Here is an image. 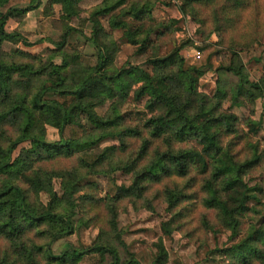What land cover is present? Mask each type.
Returning a JSON list of instances; mask_svg holds the SVG:
<instances>
[{
    "label": "trees",
    "instance_id": "16d2710c",
    "mask_svg": "<svg viewBox=\"0 0 264 264\" xmlns=\"http://www.w3.org/2000/svg\"><path fill=\"white\" fill-rule=\"evenodd\" d=\"M82 1L48 0L45 13L61 6L65 32L61 43L38 42L50 45L44 60L24 51L12 59L3 50L6 42L35 46L6 27L43 0H0V264H80L87 257L98 264L107 257L109 264H141L134 253L122 257L120 208L127 203L153 212L157 202L166 205L165 237L178 231L203 242L210 233L229 232L236 242L217 250L223 264H264V190L250 185L264 172V148L253 139L262 121L245 119L246 132L233 111L240 102L255 108L264 96V77L251 82L237 55L264 41V0L104 1L84 20L92 24L91 37L71 26ZM150 4L168 18L146 30L138 24L153 21ZM182 16L193 17L204 38H221L200 47L193 63L181 53L191 41L174 45ZM103 20L138 54L150 53L151 71L132 65L113 70L119 46ZM80 41L94 47L93 63L70 51ZM217 46L235 58L218 71L239 80L233 91L219 82L209 96L200 92V80L213 69ZM144 100L140 109L135 103ZM108 102L105 116L99 115L97 108ZM48 127L58 131V140L47 139ZM85 127L97 132L94 139L83 140ZM105 140L119 146L105 148L92 163L77 155ZM118 171L131 175V183L117 186L114 196L100 195L88 180ZM82 226L99 230L90 247L68 245L51 253ZM155 247V264H168L164 240Z\"/></svg>",
    "mask_w": 264,
    "mask_h": 264
},
{
    "label": "rangeland",
    "instance_id": "374dc122",
    "mask_svg": "<svg viewBox=\"0 0 264 264\" xmlns=\"http://www.w3.org/2000/svg\"><path fill=\"white\" fill-rule=\"evenodd\" d=\"M104 1L116 0H84L80 3V17L74 18L71 21V26L83 30L87 37L92 36V24L85 22L92 10L101 6ZM48 0H43L42 6L27 14L26 17L20 19H11L7 24V30L9 32H18L23 35L30 43L35 44L30 48L23 47L21 43L6 42L3 46V50L10 55L12 59L16 58L14 53L24 51L33 56L41 57L46 60L49 56V44H38L41 39H50L55 43H61L64 40L65 24L62 20L61 6H54L51 13L47 15L45 11ZM151 6V16L153 21L146 20L140 27L150 30L151 26L158 25L168 18V14L160 7H156L154 4ZM129 7L128 5L125 6ZM49 11V10H47ZM46 11V12H47ZM105 30L112 36L110 39L117 42L119 50L115 57L113 64V70L120 69L126 65L140 66L148 71H151V67L148 66L147 61L150 57V53L138 54L139 48L133 47L127 44L122 37L121 31H112L106 20H103ZM135 28H138L136 26ZM174 45L178 48L183 43L191 41L192 44L185 46L182 49V55L185 58L191 59L192 63L198 59L197 54L200 52V47H204L209 44L219 43L221 38L219 34L214 33L209 38H204L199 33L201 25L191 16H182L180 23L176 26ZM264 33V29L262 31ZM37 44V45H36ZM219 52L215 53L211 58L213 69L209 71L200 80V92L213 96L218 86L221 85L225 90L233 91L238 85V78L228 74L220 73L219 68L229 66L235 60L234 55L225 46H217ZM171 46L168 51L173 49ZM71 52L77 51L84 56V63H93L96 60V51L92 44L84 41H80L76 46L72 47ZM167 50H163L162 54L167 53ZM238 58L241 60L245 72L251 82H258L264 77V41L254 44L249 49H238ZM32 60V59H29ZM237 64V63H236ZM110 103L108 102L104 107L97 108V113L101 116H105ZM132 105L135 102H131ZM232 97L228 98L225 104V108L232 105ZM140 109L144 108L145 100L140 103H135ZM233 111L239 117L243 129L247 132V128L244 124L245 119H253L254 121H262V130L253 139L255 142L261 143V148H264V96L258 97L255 102V108H250L246 102H240L235 105ZM150 115V114H149ZM97 132L85 127V133L83 140L89 138L94 139ZM58 131L48 127L47 139L58 140ZM119 146L117 140H105L97 148L86 153H78L77 155L85 158L89 163L93 162L97 155L107 147ZM78 156V157H79ZM93 182L100 195L102 196H114L116 194L117 186L130 185L131 175H127L122 171L115 172L110 177L95 176L88 179ZM90 183V182H88ZM251 186H259L264 190V172L257 175L254 179L250 180ZM54 187L56 192L61 195V180L55 179ZM81 195V194H80ZM259 198V194H257ZM263 200V198H261ZM255 202H251L253 206ZM166 205L161 202L154 204V211L138 210L132 204L125 203L120 208L118 223V230L122 236V245H120V251L123 258L127 257V252L134 253L136 258L141 264H155V258L157 249L155 243L160 238L164 240V245L168 252V264H223L224 257H222L217 250L230 247L236 241L231 240V233H219L217 237L210 233L203 241H197L191 239L181 232H175L171 238H167L163 235L161 225L163 221L168 219L166 213ZM99 234L98 228L93 226H82L78 228L72 236L66 238L64 241L54 244L51 248L53 255H59L68 245L76 247H90L97 239ZM103 264H109L110 258ZM99 259L92 260L90 257L85 258L80 264H98Z\"/></svg>",
    "mask_w": 264,
    "mask_h": 264
},
{
    "label": "built area",
    "instance_id": "2783aa9c",
    "mask_svg": "<svg viewBox=\"0 0 264 264\" xmlns=\"http://www.w3.org/2000/svg\"><path fill=\"white\" fill-rule=\"evenodd\" d=\"M200 57H201V54L198 53L196 58L199 59Z\"/></svg>",
    "mask_w": 264,
    "mask_h": 264
}]
</instances>
